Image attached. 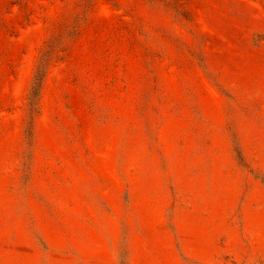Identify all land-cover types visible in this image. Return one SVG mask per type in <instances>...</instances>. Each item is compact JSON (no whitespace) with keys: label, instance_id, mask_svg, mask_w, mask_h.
<instances>
[{"label":"rangeland","instance_id":"rangeland-1","mask_svg":"<svg viewBox=\"0 0 264 264\" xmlns=\"http://www.w3.org/2000/svg\"><path fill=\"white\" fill-rule=\"evenodd\" d=\"M0 264H264V0H0Z\"/></svg>","mask_w":264,"mask_h":264},{"label":"trees","instance_id":"trees-1","mask_svg":"<svg viewBox=\"0 0 264 264\" xmlns=\"http://www.w3.org/2000/svg\"><path fill=\"white\" fill-rule=\"evenodd\" d=\"M61 49L56 47V45H46V49L41 54L40 61L38 62V66L36 67L34 77L32 79L29 91V103L31 105H35L37 102L38 92L40 88V84L43 78V70L50 61L51 58L57 56L58 52Z\"/></svg>","mask_w":264,"mask_h":264}]
</instances>
